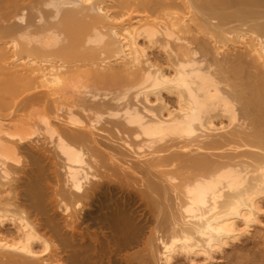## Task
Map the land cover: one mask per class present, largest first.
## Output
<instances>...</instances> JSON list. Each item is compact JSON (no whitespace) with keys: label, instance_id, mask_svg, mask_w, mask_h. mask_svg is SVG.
I'll list each match as a JSON object with an SVG mask.
<instances>
[{"label":"bare ground","instance_id":"1","mask_svg":"<svg viewBox=\"0 0 264 264\" xmlns=\"http://www.w3.org/2000/svg\"><path fill=\"white\" fill-rule=\"evenodd\" d=\"M253 237L264 0H0V264H227Z\"/></svg>","mask_w":264,"mask_h":264},{"label":"rangeland","instance_id":"2","mask_svg":"<svg viewBox=\"0 0 264 264\" xmlns=\"http://www.w3.org/2000/svg\"><path fill=\"white\" fill-rule=\"evenodd\" d=\"M262 242L259 238H245L238 247L229 249L226 253L225 263L264 264V244Z\"/></svg>","mask_w":264,"mask_h":264},{"label":"snow or ice","instance_id":"3","mask_svg":"<svg viewBox=\"0 0 264 264\" xmlns=\"http://www.w3.org/2000/svg\"><path fill=\"white\" fill-rule=\"evenodd\" d=\"M190 135H194V133H189Z\"/></svg>","mask_w":264,"mask_h":264}]
</instances>
